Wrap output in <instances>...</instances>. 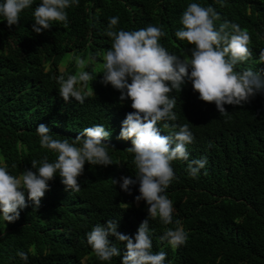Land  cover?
<instances>
[{"label": "trees", "instance_id": "16d2710c", "mask_svg": "<svg viewBox=\"0 0 264 264\" xmlns=\"http://www.w3.org/2000/svg\"><path fill=\"white\" fill-rule=\"evenodd\" d=\"M39 3L34 0L11 28L0 17V166L19 176L31 169L32 160L37 166L45 157L54 162L56 154L40 147L36 127L41 123L53 138L69 141L85 127L104 125L111 132L104 143L114 163L86 162L78 177L79 192L66 190L57 173L38 209L28 201L19 219L3 221L0 264H120L126 249L115 237L109 239L121 255L109 261H100L86 242V233L96 224L117 220V231L134 237L147 218L146 203L134 199L138 183L131 194L119 186L122 176L135 178L133 157L126 150L131 141L118 139L121 122L133 109L129 99L119 101L118 90L101 83L102 57L111 46L105 34L109 18L119 17L117 31L160 27L166 33L160 44L182 59L192 47L175 37L182 13L190 3L210 5L221 17L217 27L227 20L250 34L253 55L236 69H252L264 78V63H258L264 48V0H79L66 9L67 27L54 23L37 34L32 13ZM81 59L86 67L78 64ZM59 64L65 66L61 71ZM80 71L92 73L84 89L95 94L83 104L73 98L65 102L57 77ZM186 82L180 92L169 94L176 98L177 120L171 123L177 127L164 129L163 121L157 127L168 135L187 124L194 137L187 145L189 159L206 156L208 163L193 178L187 161L172 162L175 179L164 194L173 202V223L149 220L153 251L167 253L165 264H264V92L242 106L224 105L227 113L221 115L192 86L184 89ZM112 179L118 183L113 185ZM176 220L188 239L173 248L160 236L174 229ZM19 251L28 253L27 262Z\"/></svg>", "mask_w": 264, "mask_h": 264}, {"label": "clouds", "instance_id": "9594fccd", "mask_svg": "<svg viewBox=\"0 0 264 264\" xmlns=\"http://www.w3.org/2000/svg\"><path fill=\"white\" fill-rule=\"evenodd\" d=\"M34 0H3L0 2V17L11 28L20 21V14L32 6ZM79 0H40L32 17V31L40 34L50 29L54 23L67 27L66 9L78 5ZM220 14L212 6L190 3L182 13V27L175 31V37L186 41L192 47L190 55L182 59L160 44V38L166 33L160 27L149 25L134 31L116 30L119 17L108 20L105 34L111 38L110 48L102 57L101 83L111 85L118 90L119 101L129 99L131 109L121 122L118 139L130 140L131 147L126 148L132 155L135 178L122 176L119 186L125 193L131 194L132 185L138 183L139 195L136 202L143 200L147 207V218L143 220L134 237L117 231V220L109 219L105 224H96L86 233V242L100 261H109L121 255L109 237L122 242L124 248L120 264H165L167 253L153 251L149 234V220L159 219L164 225L173 223L174 206L164 193L175 179L172 162H188V174L196 178L201 169H205L207 157L189 159L187 145L194 140L187 124L179 126V131L161 135L157 125L163 128H176L177 114L173 111L176 98L170 97L174 90H192L199 99L213 103L221 115L227 113L224 105H240L249 102L258 93L264 92V78L252 69L238 71L236 65L248 61L253 53L249 47L250 34L238 24L225 20L217 27ZM258 63H264V48L258 55ZM86 67L84 61H78ZM62 66V69L59 67ZM63 64L58 70L64 69ZM92 80V73L80 71L75 75L57 77L58 92L65 102L73 98L83 104L86 98L95 93L86 91ZM81 87H77V85ZM39 144L43 149L56 154L54 162L47 157L40 162L31 161V169H25L19 176L10 174L5 166H0V226L3 221L15 222L20 210L32 202L38 209L41 199L49 189V181L57 173L66 190L79 192L78 177L84 172V165L108 166L113 164L109 155V145L104 143L111 132L104 125L85 127L71 141L55 139L50 129L39 124L36 127ZM32 169H35L33 171ZM206 174V172H205ZM113 185L118 181L112 179ZM27 195V199H26ZM127 205V204H126ZM128 206V205H127ZM176 227L166 229L160 236L173 248L186 244L188 233L179 220ZM17 255L27 262L28 253L19 251Z\"/></svg>", "mask_w": 264, "mask_h": 264}, {"label": "rangeland", "instance_id": "374dc122", "mask_svg": "<svg viewBox=\"0 0 264 264\" xmlns=\"http://www.w3.org/2000/svg\"><path fill=\"white\" fill-rule=\"evenodd\" d=\"M59 68L62 69V66H60Z\"/></svg>", "mask_w": 264, "mask_h": 264}]
</instances>
